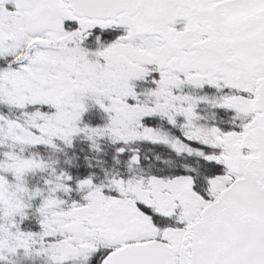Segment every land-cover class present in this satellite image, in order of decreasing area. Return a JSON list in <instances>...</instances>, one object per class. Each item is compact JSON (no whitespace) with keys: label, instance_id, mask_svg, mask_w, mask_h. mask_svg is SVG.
Wrapping results in <instances>:
<instances>
[{"label":"snow or ice","instance_id":"snow-or-ice-1","mask_svg":"<svg viewBox=\"0 0 264 264\" xmlns=\"http://www.w3.org/2000/svg\"><path fill=\"white\" fill-rule=\"evenodd\" d=\"M0 264H264V0H0Z\"/></svg>","mask_w":264,"mask_h":264}]
</instances>
